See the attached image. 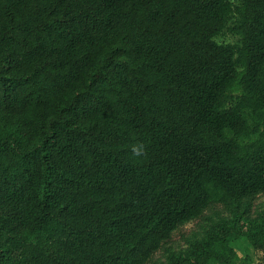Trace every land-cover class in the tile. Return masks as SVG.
I'll use <instances>...</instances> for the list:
<instances>
[{"label":"trees","instance_id":"1","mask_svg":"<svg viewBox=\"0 0 264 264\" xmlns=\"http://www.w3.org/2000/svg\"><path fill=\"white\" fill-rule=\"evenodd\" d=\"M263 191L264 0H0V264H146Z\"/></svg>","mask_w":264,"mask_h":264},{"label":"rangeland","instance_id":"2","mask_svg":"<svg viewBox=\"0 0 264 264\" xmlns=\"http://www.w3.org/2000/svg\"><path fill=\"white\" fill-rule=\"evenodd\" d=\"M238 18L229 17L219 42L240 39ZM146 264H264V191L209 204L180 224Z\"/></svg>","mask_w":264,"mask_h":264}]
</instances>
